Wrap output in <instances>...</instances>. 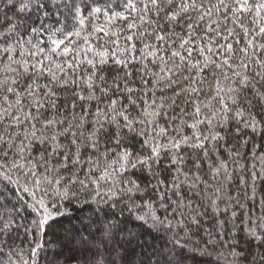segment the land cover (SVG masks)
I'll return each instance as SVG.
<instances>
[{
  "label": "snow or ice",
  "instance_id": "6c2138e0",
  "mask_svg": "<svg viewBox=\"0 0 264 264\" xmlns=\"http://www.w3.org/2000/svg\"><path fill=\"white\" fill-rule=\"evenodd\" d=\"M30 3L31 0H6L5 6L16 12H24ZM126 7L137 11L138 5L128 2ZM139 12L142 13L139 16L141 21L147 19L150 25L155 23L157 29H162L161 20L173 27L183 21L181 26L187 30L188 38L181 37V48H185V45L189 46L185 48V51L189 52V59L191 58L190 46L194 42L193 38L196 40L203 38L197 35V29L200 28L201 23L208 25L210 21L212 24H216L214 28L211 26L207 28V31L213 34V37L207 38L208 45L212 44L215 36L221 35V31H223L222 38L225 41H228L229 37H235L236 32L234 28L227 27L228 22L240 27L246 38L245 47L239 49L244 56L238 65L241 71L232 69V76L238 79V86H230L225 94L234 108L229 107L224 97H221L220 102L223 107L213 112L211 116L201 117V108L197 105L195 112L190 114L193 117V123L188 125L187 121L181 118L180 123L174 128V133L169 135L168 130L155 119L160 115L159 112L147 113L145 110L144 118L138 119L129 111L128 105L122 104L119 99L111 98L110 94L115 91L123 93L129 104L136 103L133 99L134 89L128 87L127 78L131 76L130 72H125L123 77H116L109 84L103 75V67H97L93 60L87 61L92 66L91 72L86 74L87 79L83 81L88 92L86 95H82L83 89H81V92H74V95L79 101H96L94 118L91 119L86 118L89 115L86 112H81L78 119L76 114L71 118L57 116L56 110L59 109V105L56 101V89L66 85H77V82L71 78L59 80L55 73L48 70L51 77L48 84L41 86L36 79H32V83L23 86L19 92L17 88H20V84L16 80L9 84L6 78L0 83V161H3L0 163V183L6 181L5 188L15 184L14 191L35 197V193L27 184H21L19 179L13 180V172L20 171L25 167L24 163H17L16 158L18 157L20 161L30 163L28 176H31L33 186L39 188L42 184L54 185L51 190L59 201V203L54 201L51 206H48L43 199H40L30 205L35 215L31 223L24 227L27 234L35 237V247L31 253V256L35 258V264L39 262L40 250L45 247L41 240L50 234L53 238L50 242L56 244L60 249L73 251L90 247L98 249L100 245H104L108 257L119 258H102L95 264H133L126 255L121 254L120 246L131 243L133 239L138 240V234L131 229L125 231L122 227L124 222L118 219L117 209H119L120 216L127 211L132 219L143 221L145 224L151 221V227L156 232L163 230L166 234L171 233L170 246L153 248L151 255L147 259H141L139 264H188L189 259L194 258L195 255H209L208 249L215 248L219 243L213 238L212 232L207 234V240L202 241L203 247H201V241L192 239V236L196 234L192 226L194 225L196 230H199L200 217L207 213V209L203 213L196 212L195 215L191 212L185 214L180 211V201L184 199L180 194L181 185L191 179L193 181L191 188H196L197 182H202L207 187V182L201 181L199 176H190L189 173L192 168L199 172L201 163L198 161L207 160L212 152L218 151L220 142L224 140L219 129L226 128L229 122L235 124L237 135H248L246 130H250L253 135H264V91L261 90V87H264V71H254V74H248L250 64L258 65L260 69L264 70V59L260 56V53H264V43L257 44L253 39L247 38L251 35L264 38V23H262L264 22V0H139ZM149 13L154 14L158 19L153 21L149 17ZM229 13L231 16L228 15ZM246 13L254 14L251 23L255 27L252 29L243 23V20L247 18ZM217 14L223 18L222 21L218 22ZM115 16L123 17L124 13L117 12ZM9 25L10 27L6 31L0 32V40H7L15 32L16 25L11 20H9ZM134 27H136L134 23L128 25L130 29ZM101 30L103 31V29ZM154 34L156 40L164 42L166 38L171 39L175 33L173 31L161 36L154 29ZM137 38L146 39L147 37L142 33ZM126 39L132 40L133 37L129 35ZM54 43H62V41H54ZM147 47L149 46L145 44V48ZM152 47L155 50V45ZM219 47L225 48L227 54L234 51L232 43H227L226 47L225 45H219ZM249 49L252 50L251 53H249ZM11 50V45L3 49L4 52ZM64 51L67 52L68 49L65 48ZM199 51L201 55H204V48H200ZM207 51L215 55L212 47H207ZM153 54L154 52L147 53V55ZM98 55L100 59L97 63L100 66L107 64L108 53L105 51ZM173 56H180V53L173 52ZM180 58L184 60L183 56ZM128 59L127 57L116 59L114 63L127 68ZM229 59L230 56L224 58L216 66L227 65L231 68ZM15 62L20 63L19 61ZM210 63L216 62L209 56H205L202 67L206 68ZM192 67H196V65H192ZM57 68L61 72L64 71L60 65H57ZM5 70L14 71L10 66H6ZM24 72H28L26 67ZM41 74L34 69V77L38 78ZM224 78L232 79L227 75ZM117 80L123 81V88L120 83H117ZM249 89L252 95L251 97L244 95L242 105L240 95ZM97 91L100 95L96 94ZM187 91L195 92L197 89L190 88ZM9 93L14 96L13 100L9 99ZM101 97L109 99V103L104 107L100 106ZM22 99L25 103L21 102ZM76 106L74 103L73 108L75 109ZM257 106L260 107L258 112L254 111ZM26 108L29 110L26 111ZM48 111L52 113L51 118L45 116ZM148 115L152 117L151 120L147 119ZM88 124L91 125L90 128L86 127ZM201 125H207V127L202 129ZM186 126L192 129L191 135L183 133ZM15 128H19L20 132H16ZM125 130H127V134ZM128 134L140 138L137 141L140 145L139 149L129 143ZM17 140H20L19 144L16 143ZM24 141L28 143L25 144ZM37 143L44 146L42 152L46 155H41L39 161H33L30 153ZM188 153H192V155L188 156ZM199 153H202V157L198 155ZM102 157L104 158L103 174L97 176L93 169L100 171L98 165ZM165 159L167 160L165 170L172 171V166H175L174 170L177 173L171 178V187H167L166 182L159 175V167ZM188 159L192 160L191 168L188 166ZM53 160L55 163L49 167V162ZM41 162L45 165L44 174L36 171ZM210 167L212 166L210 165ZM221 169L225 172V178L230 179L227 175L225 161H220L215 167L213 178H217ZM136 172L147 173L153 177L155 184L151 189L148 185L141 186L136 179L132 178ZM180 175L185 176L184 181L180 180ZM109 178L111 183L105 189L101 180ZM257 179L264 180V174L257 175L253 172V198L255 197V181ZM44 191L47 194V189ZM149 191L158 195V200L147 201L144 205L137 203L138 199L144 200ZM169 191L178 197L177 201L170 200L167 195ZM220 191V188H216L213 194ZM81 196H84L83 200ZM219 199H221L219 195H215V198L211 199V209L214 213L220 211L216 203ZM17 200L28 206L22 196L17 197ZM65 201L68 202V205L74 203L77 206L76 212L80 215L74 216L70 213L68 207L63 204ZM153 203H156L162 210V216L157 215V208L153 207ZM15 207L12 205L13 210ZM170 207L172 208L171 216L168 214ZM5 208L6 205L0 202V210ZM85 208L89 210L87 216L83 215ZM144 208H147V211H144ZM236 216V212L233 211L232 217L236 218ZM9 217H0V234H10L12 230H18V228L13 229L14 217L11 216V213ZM73 219L79 220L82 225L84 220H87L88 223L83 225L82 229L72 223ZM258 219L260 223L250 226L247 232L250 237L264 244V216ZM65 221L69 226H65ZM227 222V219L220 221L221 231ZM84 230L88 233L87 237L84 235ZM181 232L183 236L180 235ZM117 234H120L119 240L116 239ZM109 243L114 246L108 247ZM99 254L104 256L103 253ZM231 254L234 257L239 256L236 252ZM259 259L264 261V254H261ZM220 260H223L224 264H228L226 256H220L215 264H220Z\"/></svg>",
  "mask_w": 264,
  "mask_h": 264
},
{
  "label": "trees",
  "instance_id": "16d2710c",
  "mask_svg": "<svg viewBox=\"0 0 264 264\" xmlns=\"http://www.w3.org/2000/svg\"><path fill=\"white\" fill-rule=\"evenodd\" d=\"M128 2L137 3V11L128 9L126 7ZM5 3L6 0H0V32L6 31L10 27L9 20L16 25V30L7 40H0V83L6 78L9 84L16 80L20 84V88H17L18 92L23 86L32 83V79H36L37 83L43 86L48 84L51 79L48 70L55 73L59 80L65 78L75 80L78 86L66 85L56 89V101L59 105V109L56 110L58 117L71 118L76 114L78 119L81 112H86L89 114L87 119L94 118L96 101H79L74 95V92H81V89H83L82 95H86L88 92L87 86L83 83L87 79L86 74L92 70V66L87 63L88 60H93L97 67H103V75L109 84L116 77H123L125 72H130L131 76L127 78L128 87L134 89L133 99L136 103L129 104L123 93L115 91L110 94L111 98L119 99L122 104L128 105L129 111L138 119L144 118L145 110L147 113L159 112L160 115L155 119L168 130L169 135L174 133V128L180 123L181 118L187 121L188 125L193 123V117L190 114L195 112L197 105L201 108V117L211 116L213 112L221 109L223 107L220 102L221 97H224L229 107L234 108L225 94L230 86H238V79L232 76V69L241 71L238 65L244 56L239 49L245 47L246 38L238 25L227 23L229 29L234 28L235 37H229L228 41H225L222 38L223 31H221V35L215 36L212 44L208 45L207 38L213 37V34L208 32L207 28L208 26L214 28L216 24H212L210 21L208 25L201 23L200 28L197 29V35L203 38L200 40L193 38L194 42L190 46L191 58L189 59V52L185 51V48L189 46L185 45V48H181V37L188 38L187 30L181 26L184 22L173 27L161 20L162 29H157L155 23L150 25L147 19L144 21L139 19V16L142 15L139 12V0H31L28 9L24 12L10 10L5 6ZM117 12H123L124 16H115ZM228 15L231 16V13ZM245 16L247 18L243 20L244 25L250 29L254 28L255 26L251 23L254 14L246 13ZM149 17L153 21L158 19L152 13H149ZM216 18L218 22L223 20L219 14ZM130 23H134L136 27L128 28ZM154 29L161 36L173 31L175 34L171 36V39L166 38L164 42H161L155 39ZM142 33L147 37L146 39L137 38ZM206 33L207 35H205ZM129 35L133 37L132 40L126 39ZM247 38L253 39L257 44L264 43V38L258 36L251 35ZM54 41H62V43H54ZM227 43H232L234 51L231 54H227L225 48L219 47V45L226 47ZM145 44L149 47L145 48ZM10 45L12 50L4 52L3 49ZM153 45H155V50ZM133 46L135 47L133 48ZM207 47H212L215 55L209 53ZM65 48L68 49L67 52L64 51ZM200 48L205 49L204 55L200 54ZM105 51L108 53V62L100 66L97 63L100 59L98 53ZM251 51L249 49V53ZM149 52H154V54L147 55ZM173 52H179L180 56H173ZM181 56L184 57V60H181ZM205 56H209L216 63H210L206 68L202 67ZM229 56L231 68L227 65L216 66ZM260 56L264 59V53H260ZM125 57L129 58L127 68L114 63L116 59ZM57 65H60L64 71L61 72ZM192 65H196V67H192ZM6 66H10L14 71H6ZM25 67L28 69L27 73L24 72ZM34 69L37 73H42L38 78L33 76ZM254 71L264 70L260 69L258 65L250 64L248 74H254ZM225 75L232 79H225ZM117 83H120L121 88L124 87L123 81L117 80ZM190 88H195L197 91H187ZM261 90L264 91V87H261ZM96 94L100 95L98 91ZM8 95L10 100L14 99L11 93ZM244 95L251 97V90L241 93L240 103L242 105ZM21 102L25 103L23 99ZM74 103L77 105L75 109L73 108ZM107 103H109V99L101 97L100 106L104 107ZM244 106L246 107V105ZM254 111H260V107L257 106ZM51 114V111L46 112V118H51ZM147 119L151 120L152 117L148 115ZM86 127L90 128L91 125L88 124ZM206 127L207 125H201L202 129ZM14 130L20 132L19 128ZM219 130L224 136V140L220 142L218 151L212 152L209 159L198 161L201 163L199 172L192 168L189 173L190 176H199L201 181L207 182V187L204 183L197 182L196 188H191L193 181L189 179L188 182L181 185L180 190V194L184 198L180 201V211L185 214L191 212L195 215L196 212L203 213L207 209V213L200 217L199 230H196L194 225L192 226L193 231L196 232L192 236L193 241H201V247H203L202 241L207 240V234L212 232L213 238L219 243L215 248L208 249L209 255H195L194 258L189 259L188 264H215L220 256H226L228 264H264V261L259 259L261 254H264V244L250 237L247 232L250 226L260 223L258 218L264 216V180L257 179L255 181V197L252 196L253 172L257 175L264 174V159H261L264 157V135H253L250 130H246L248 135H237L233 122H229L226 128ZM125 132L127 134V130ZM191 132L190 127H184L185 135H191ZM128 135L129 143L139 149L140 145L137 141L140 138L133 134ZM16 143L19 144L20 140H17ZM24 143L28 142L24 141ZM43 148L44 146L39 143L34 145L30 153L33 161H39L41 155H46L42 152ZM191 155L192 153H188V156ZM198 155L202 157V153ZM9 159L11 160L12 157L10 156ZM16 159L17 163H24L25 167L20 171L13 172V180L19 179L21 184H27L35 193V197L14 191L15 184L5 188L4 185L7 182L0 183V202L6 205L4 210H0V217L10 218L9 214L11 213V216L14 217L13 229L18 228V230H12L10 234H0V264H35V258L31 256L35 247V237L27 234L24 227L31 223L35 215L30 205L40 199H43L48 206H51L54 201L57 203L59 201L51 190L54 185L42 184L39 188L34 187L31 176H28L30 163L20 161L18 157ZM220 161L226 162L227 175L230 179L225 178L223 169L217 178H213L215 167ZM54 163V160L50 161L48 166L51 167ZM166 165L167 160L165 159L159 167V175L166 182L167 187H171V178L177 173L174 170L175 166H172V171H166ZM191 165L192 160L188 159L190 168ZM44 167L45 165L41 162L36 171L44 174ZM98 167L100 171L95 168L93 171L97 176H100L103 174L104 168L103 157ZM49 178L51 179V176ZM132 178L136 179L141 186L148 185L150 189L155 184L153 177L147 173L136 172ZM179 178L181 181L185 180L183 175H180ZM110 183V178L101 180L105 189ZM216 188L221 189L220 192L215 193V195L221 196V199L216 201L220 209L218 213H214L211 209V199L215 198L213 193ZM44 189H47V194ZM167 195L172 201L178 200V197L171 191ZM20 196L28 206L17 200V197ZM158 198V195L149 191L144 200L138 199L137 203L144 205L147 201H155ZM81 199L83 200L84 196H81ZM63 204L74 216L80 215L76 212L77 206L74 203L68 205V202L65 201ZM12 205L16 206L15 210ZM153 207L157 208V215H163L156 203H153ZM144 211H147V208H144ZM233 211L237 214L236 218L232 217ZM88 213L89 210L85 208L83 215L87 216ZM168 214L172 215L171 207ZM117 215L118 219L124 222L122 227L125 231L131 229L138 234V240L133 239L131 243L120 246L121 254L126 255L133 264H139L141 259H147L153 248L170 246L171 233L166 234L163 230L156 232L151 227V221L145 224L143 221L132 219L127 211L120 216L119 209H117ZM225 219L228 222L221 231L220 221ZM72 223L83 229V225H87L88 221L84 220L82 225L79 220L73 219ZM65 226H69L67 221H65ZM84 235L85 237L88 235L86 230H84ZM180 235L183 236V233L181 232ZM52 239L51 234L42 238L41 243L45 247L40 250L38 264H95L102 258L119 259L114 256L108 257L104 245H100L98 249L90 247L73 251L58 248L56 244L50 242ZM116 239H120V234H117ZM113 246L111 243L108 244V247ZM232 252L238 253L239 256L234 257ZM99 253H103L104 256L102 257ZM220 264H224V261L220 260Z\"/></svg>",
  "mask_w": 264,
  "mask_h": 264
}]
</instances>
